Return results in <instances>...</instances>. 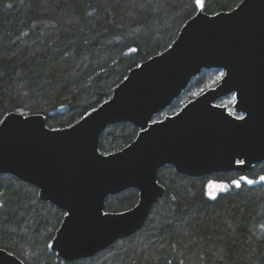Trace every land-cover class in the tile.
I'll list each match as a JSON object with an SVG mask.
<instances>
[{"label":"trees","instance_id":"16d2710c","mask_svg":"<svg viewBox=\"0 0 264 264\" xmlns=\"http://www.w3.org/2000/svg\"><path fill=\"white\" fill-rule=\"evenodd\" d=\"M241 1L205 0L203 11H230ZM199 9L195 0H0V121L23 112L43 114L50 128L73 125L110 99L131 69L167 50ZM219 70H202L164 112L217 85ZM138 133L130 122L111 124L99 149L119 151ZM262 176L264 161L246 173L202 177L166 165L158 171L164 196L139 231L68 262L49 247L65 212L41 200L37 187L0 174V249L25 264H264ZM240 177L256 183L236 188ZM211 180L232 186L212 199ZM138 200L130 188L109 195L105 210L125 211Z\"/></svg>","mask_w":264,"mask_h":264},{"label":"water","instance_id":"95a60500","mask_svg":"<svg viewBox=\"0 0 264 264\" xmlns=\"http://www.w3.org/2000/svg\"><path fill=\"white\" fill-rule=\"evenodd\" d=\"M204 69L225 75L178 112L153 120ZM231 94L244 120L217 103ZM2 121L0 174L37 187L41 200L65 212L50 249L68 262L93 257L144 226L165 193L160 168L202 177L246 173L264 161V0L215 14L199 9L167 50L131 69L110 99L69 127L50 128L43 114L12 112ZM123 122L139 128L135 140L102 153L103 131ZM130 188L139 192L135 206L105 210L109 195ZM0 264L25 263L0 249Z\"/></svg>","mask_w":264,"mask_h":264},{"label":"snow or ice","instance_id":"6c2138e0","mask_svg":"<svg viewBox=\"0 0 264 264\" xmlns=\"http://www.w3.org/2000/svg\"><path fill=\"white\" fill-rule=\"evenodd\" d=\"M195 6L200 8L203 11L206 7L205 0H195ZM132 51H134V49ZM224 75H225V73L221 72L220 75L216 77V80L219 81V80L223 79ZM235 99L236 98L233 97V101H235ZM20 114L23 115V112H21ZM237 119L244 120L245 117L238 116ZM0 123H3V121H0ZM238 163L242 164L243 161H239ZM260 181H264V176L260 177ZM241 182H244L248 185H252V184L256 183V181L248 179L247 177H240L239 180L232 181V185H234L236 188H240ZM232 185L215 184L214 182H209V184L207 186V188H208L207 195L210 198L215 199L218 192L227 191ZM49 247H51V245H49Z\"/></svg>","mask_w":264,"mask_h":264},{"label":"rangeland","instance_id":"374dc122","mask_svg":"<svg viewBox=\"0 0 264 264\" xmlns=\"http://www.w3.org/2000/svg\"><path fill=\"white\" fill-rule=\"evenodd\" d=\"M220 71V70H219ZM223 71V70H222ZM220 73L221 72H218V74H217V76H219L220 75ZM223 73H224V71H223ZM216 76V77H217ZM213 79H211V80H209L208 82H211ZM220 81V80H219ZM212 84H214V83H211V85ZM216 86V85H215ZM211 87H214V86H210V88ZM233 97H235V95L234 94H231V95H228V96H226L225 97V99H224V97H223V101H221V99H219L218 101H217V103L218 104H220V105H225V106H227L228 107V110L230 111V112H232L233 114H235L236 116H242V114L241 113H236L235 111H234V103H235V101H236V99H235V101H233ZM167 109V108H166ZM165 109V110H166ZM165 110H163V111H161L160 113H159V115L161 114L162 116H160L161 118H158V119H156L155 118V116H154V118H153V120H160V119H163L166 115H170L169 113L167 114V113H165L164 111ZM156 115H158V114H156ZM165 115V116H164ZM209 182H214L215 184H228V183H225V182H217V181H214V180H211V181H209ZM209 182H208V184H209ZM208 184H207V186H208ZM229 185V184H228ZM207 192H208V188H207ZM222 192V191H221ZM220 192H218L217 193V195L219 194Z\"/></svg>","mask_w":264,"mask_h":264}]
</instances>
